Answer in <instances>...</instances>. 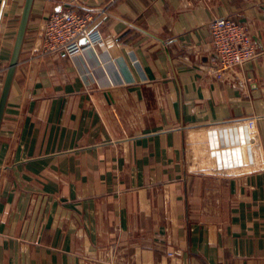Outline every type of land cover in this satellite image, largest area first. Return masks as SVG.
Returning <instances> with one entry per match:
<instances>
[{"label": "crops", "instance_id": "0c3cea01", "mask_svg": "<svg viewBox=\"0 0 264 264\" xmlns=\"http://www.w3.org/2000/svg\"><path fill=\"white\" fill-rule=\"evenodd\" d=\"M25 2L0 0V96ZM70 9L97 18L95 50L41 56ZM223 17L258 56L220 79ZM0 264H264V0H34L0 128Z\"/></svg>", "mask_w": 264, "mask_h": 264}, {"label": "built area", "instance_id": "2783aa9c", "mask_svg": "<svg viewBox=\"0 0 264 264\" xmlns=\"http://www.w3.org/2000/svg\"><path fill=\"white\" fill-rule=\"evenodd\" d=\"M117 0H111L115 3ZM97 18L81 15L75 10L53 13L45 22L42 32L41 56L65 54L75 58L88 50H95L97 40L92 36ZM215 52L218 78L252 62L258 56L256 46L248 29L234 19L216 18L210 26ZM86 40L82 44L81 41ZM250 128L255 121H249Z\"/></svg>", "mask_w": 264, "mask_h": 264}, {"label": "water", "instance_id": "95a60500", "mask_svg": "<svg viewBox=\"0 0 264 264\" xmlns=\"http://www.w3.org/2000/svg\"><path fill=\"white\" fill-rule=\"evenodd\" d=\"M33 4H34V0H26L24 8H23L22 16L20 19V23H19V27H18V31L16 35V40H15V44H14V48L12 52V57L10 60V64H9L6 77H5V81L3 84V88H2V93L0 96V128L2 125L3 118H4V113H5L8 97L10 94V90L12 88L16 69L20 61ZM81 43L82 44L86 43V40H82Z\"/></svg>", "mask_w": 264, "mask_h": 264}, {"label": "rangeland", "instance_id": "374dc122", "mask_svg": "<svg viewBox=\"0 0 264 264\" xmlns=\"http://www.w3.org/2000/svg\"><path fill=\"white\" fill-rule=\"evenodd\" d=\"M241 128H242V127H240V129H241ZM206 136H209V137H210V134H206ZM208 141H209V140H206V146H205V147H208V145H209V144H208V143H209ZM205 163H207V162H205Z\"/></svg>", "mask_w": 264, "mask_h": 264}]
</instances>
